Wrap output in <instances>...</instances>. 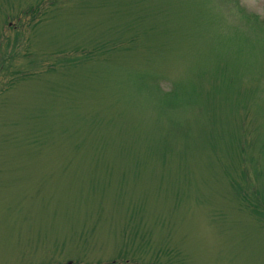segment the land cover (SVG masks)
Returning a JSON list of instances; mask_svg holds the SVG:
<instances>
[{"label":"rangeland","instance_id":"obj_1","mask_svg":"<svg viewBox=\"0 0 264 264\" xmlns=\"http://www.w3.org/2000/svg\"><path fill=\"white\" fill-rule=\"evenodd\" d=\"M264 264V0H0V264Z\"/></svg>","mask_w":264,"mask_h":264},{"label":"flooded vegetation","instance_id":"obj_2","mask_svg":"<svg viewBox=\"0 0 264 264\" xmlns=\"http://www.w3.org/2000/svg\"><path fill=\"white\" fill-rule=\"evenodd\" d=\"M49 264V263H48Z\"/></svg>","mask_w":264,"mask_h":264}]
</instances>
